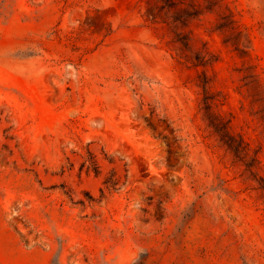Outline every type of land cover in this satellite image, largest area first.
Returning a JSON list of instances; mask_svg holds the SVG:
<instances>
[{"label": "rangeland", "instance_id": "374dc122", "mask_svg": "<svg viewBox=\"0 0 264 264\" xmlns=\"http://www.w3.org/2000/svg\"><path fill=\"white\" fill-rule=\"evenodd\" d=\"M0 264H264V0H0Z\"/></svg>", "mask_w": 264, "mask_h": 264}, {"label": "trees", "instance_id": "16d2710c", "mask_svg": "<svg viewBox=\"0 0 264 264\" xmlns=\"http://www.w3.org/2000/svg\"><path fill=\"white\" fill-rule=\"evenodd\" d=\"M210 100H206V107L210 108L211 104L209 102ZM211 122L213 123V125L215 126V128L221 132L222 136L225 137L227 143L229 144V146L235 151V152H239V153H246L248 154V146L247 144H244L243 140H236L234 138V136L231 134V132L228 129V125L227 123L223 120L222 117L217 116L213 119H211ZM116 182H112V185H115Z\"/></svg>", "mask_w": 264, "mask_h": 264}]
</instances>
